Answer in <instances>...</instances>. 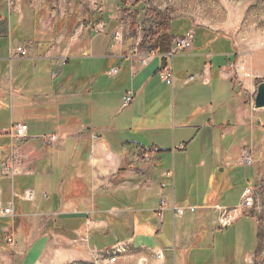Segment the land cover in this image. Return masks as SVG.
<instances>
[{"label":"crops","instance_id":"crops-1","mask_svg":"<svg viewBox=\"0 0 264 264\" xmlns=\"http://www.w3.org/2000/svg\"><path fill=\"white\" fill-rule=\"evenodd\" d=\"M12 1L0 8V208L11 207L20 264H256L264 168L245 186L253 208L217 225L245 189L232 195L229 159L264 161V113L251 104L259 83L241 78L232 43L202 31L167 84L165 58L140 62L150 46L141 34L131 47L109 22L98 32L84 12L75 21L79 9ZM19 123L26 135L13 138ZM113 246L123 248L114 261L99 258Z\"/></svg>","mask_w":264,"mask_h":264},{"label":"rangeland","instance_id":"rangeland-1","mask_svg":"<svg viewBox=\"0 0 264 264\" xmlns=\"http://www.w3.org/2000/svg\"><path fill=\"white\" fill-rule=\"evenodd\" d=\"M3 5L8 6L10 10L14 6L13 4L9 5L8 0H0V8ZM41 6H48V9H55L59 12L64 7L66 9L74 8L73 11L79 9L80 13L77 11L75 21L85 18L86 14L82 15L81 12L85 13L87 7L96 8L100 11L99 13H109L111 16H109V19L120 16L122 21L118 25L122 26L123 30L119 32L121 34L120 38L115 37L131 47L134 45V40L138 39V34L142 35V27L149 28L153 20V18L146 15L144 9L157 10L167 15L170 20H174L169 24L173 29L180 24L177 19L186 18L192 26L188 31L194 30L195 32H192V44L194 41L195 43L202 42V40H205V36L224 35L233 45L232 52L235 54V63L239 69V74L242 76L241 78L243 80L249 79L253 83L264 82V0H45ZM124 8L128 10L129 15H122L121 12L124 11ZM135 10H137L136 13L132 14ZM1 15L4 16L5 12ZM58 18L59 23L64 24L66 22V17L63 16V19ZM109 19L107 18V21ZM101 23L104 26L102 21ZM134 23L136 27L133 31L132 26ZM118 25L115 27V32ZM202 31H204L205 36ZM140 42L142 44V40ZM212 44L210 49L217 51L220 44ZM184 52L186 51L183 49L178 50L174 54L175 57H172L173 61L171 59V63H173L175 70L181 71L186 62L189 63L190 58H193V55H177ZM245 72H250L251 77H246ZM259 110L264 113V107ZM252 159L253 163L251 165L241 164L239 158L238 162L235 158L229 159L231 169L228 170V173L232 177V195H237L240 188L244 189L247 184L255 185L253 176L257 167L260 173L263 172L264 161L257 162L253 156ZM219 169L220 166L216 167V171L219 172ZM175 176L178 177V174ZM10 214L11 212L6 215L0 213V216L3 217L0 221V264H20L21 257L15 253L16 244L20 242L13 235L14 225L11 222ZM260 215L261 243L256 264H264V206ZM9 238L11 241L8 240ZM102 256L104 257V255L99 254V258L103 259Z\"/></svg>","mask_w":264,"mask_h":264},{"label":"built area","instance_id":"built-area-1","mask_svg":"<svg viewBox=\"0 0 264 264\" xmlns=\"http://www.w3.org/2000/svg\"><path fill=\"white\" fill-rule=\"evenodd\" d=\"M8 4L9 5L13 4V1L8 0ZM96 30L98 32H102L104 30L103 24L98 23ZM192 35L193 34L191 31H187L184 35L177 37V38L172 40L169 52H167L165 54H160L155 50L149 49L147 51V53L144 56H141V58L139 60L141 63H146L149 59H151L153 56H155L157 54L160 55L161 57L165 58L167 60V64L164 66V68L162 70V75H163L164 81L167 84H172L173 74H172V69H171V59L174 56L175 52H177L178 50L183 49L186 51L190 48V46L192 44L191 43L192 42ZM115 36L117 38L118 37L120 38L121 34L118 31H116ZM135 45H136V47L138 46L137 43ZM20 53L23 55V54H25V51L21 50ZM117 71H118L117 68H112L108 73L111 75V74L117 73ZM245 76L251 77L250 72H245ZM190 78L192 79L194 77L191 76ZM131 98H132L131 92H127L125 94V96L123 97L122 105L127 106L130 103ZM251 104H252L253 108H255L253 101L251 102ZM26 131H27V124H25V123L16 124L12 127V136H13V138H23L26 135ZM54 139H55V137L51 136V140H54ZM239 162L241 164H244V165H251L253 163L251 153L249 151H243L240 154ZM165 175L166 176L167 175L172 176L173 174L171 171H167L164 173V176ZM163 187H165L164 183L161 184V188H163ZM0 190H1V188H0ZM255 199H256V192H255L254 188L246 187L242 193L241 202L238 206L221 209L219 217H218L217 225L219 227H225L228 224H230L236 218L237 215L242 214V212H244L246 210L252 209L254 206V203H255ZM167 205L168 204H167L165 197L163 195H161L160 196V202H159V208L157 210V214L160 218L162 217V212L167 207ZM171 209L173 210L174 214H177L179 216L183 215L186 211L185 208L176 207L173 204L171 206ZM188 210L192 212L195 210V208L194 207H188ZM10 212H11L10 206L0 208V213L2 215L9 214ZM8 240L11 241L10 238ZM122 251H123V248L121 246H113V247H110V248H107V249L100 251L99 254L104 255V257H106L108 259V261L112 262L116 259V257Z\"/></svg>","mask_w":264,"mask_h":264},{"label":"trees","instance_id":"trees-1","mask_svg":"<svg viewBox=\"0 0 264 264\" xmlns=\"http://www.w3.org/2000/svg\"><path fill=\"white\" fill-rule=\"evenodd\" d=\"M145 10L146 15L150 16V18H153L150 27L149 28H144L142 27V44H149L150 46L148 47V49H152L157 51L160 54H165L167 52H169L170 47H171V42L173 39L180 37L182 35H184L192 26H191V22L186 19V18H180L177 19L179 20L180 24L177 28L173 27L171 28L169 26L170 23H172L174 20H170L167 15L157 11V10ZM125 11V12H124ZM124 11L121 12L122 15L123 14H127L129 15V12L127 9L124 8ZM137 10H135L132 14H135ZM88 15V20H87V16L84 19V21H87L89 23H101V21L104 23V27H105V15L101 14L97 11H89L87 10L85 12ZM93 19L91 18L92 16H94ZM121 17L119 16L118 18H112L109 19L107 22H109V29L112 30L116 27V25H118L120 23V21H122V19H120ZM190 22V23H189ZM183 26V27H182ZM136 25L135 23L133 24L132 28L133 31L135 29ZM185 29H182V28ZM114 31V30H113ZM260 251V248H259Z\"/></svg>","mask_w":264,"mask_h":264},{"label":"water","instance_id":"water-1","mask_svg":"<svg viewBox=\"0 0 264 264\" xmlns=\"http://www.w3.org/2000/svg\"><path fill=\"white\" fill-rule=\"evenodd\" d=\"M253 103L255 108L264 107V82H260L256 87Z\"/></svg>","mask_w":264,"mask_h":264}]
</instances>
